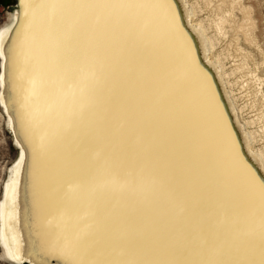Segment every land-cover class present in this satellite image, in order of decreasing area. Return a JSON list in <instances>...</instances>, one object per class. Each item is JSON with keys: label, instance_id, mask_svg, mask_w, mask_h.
<instances>
[{"label": "snow or ice", "instance_id": "obj_1", "mask_svg": "<svg viewBox=\"0 0 264 264\" xmlns=\"http://www.w3.org/2000/svg\"><path fill=\"white\" fill-rule=\"evenodd\" d=\"M25 3V130L61 148L64 264H264V173L218 160L183 100L173 0Z\"/></svg>", "mask_w": 264, "mask_h": 264}, {"label": "bare ground", "instance_id": "obj_2", "mask_svg": "<svg viewBox=\"0 0 264 264\" xmlns=\"http://www.w3.org/2000/svg\"><path fill=\"white\" fill-rule=\"evenodd\" d=\"M21 1L20 7L10 12L9 23L0 30L1 100L21 150V158L9 172L0 202V241L5 255L20 263L64 264L55 239V208L63 182L59 174L61 148L54 145L45 150L38 138L25 130L31 86L25 83L23 65L33 54L34 46L33 51L21 54L29 16V6L25 0ZM202 5H214L215 17L195 23ZM172 10L179 31L168 39L163 54L182 83V98L189 105L210 150L218 160L229 163L237 156L241 160L246 158L264 173V148H254L258 137L248 130L231 95L224 69L229 51L215 54L228 29L239 30L246 41L255 43L251 11L238 0L195 3L173 0ZM236 10L243 14L241 24L235 21ZM242 58L239 71L246 70L250 55L242 54ZM261 120L264 124V113Z\"/></svg>", "mask_w": 264, "mask_h": 264}, {"label": "rangeland", "instance_id": "obj_3", "mask_svg": "<svg viewBox=\"0 0 264 264\" xmlns=\"http://www.w3.org/2000/svg\"><path fill=\"white\" fill-rule=\"evenodd\" d=\"M17 1L18 8L22 4V1ZM197 1L198 0H189L191 3ZM238 1L243 7L251 11L253 23L255 24L253 32L255 43L251 44L246 41L239 30L228 29V34L223 37L216 46L215 54L218 55L223 50L229 51L227 56L228 59L226 58L224 60V69L229 80L231 95L240 112L241 119L247 124L248 130L258 137L253 145L254 148L256 150H261L264 148V124L261 122V117L264 113V0ZM9 2H11V0H0V30L9 23L10 12L15 7L13 6V9H10L8 5L11 3ZM213 6L214 5L207 7L202 5L197 13L198 16L196 15L194 18V22L197 23L208 20L212 18V16L215 17V13L212 9ZM235 14V21L241 24L243 22L242 12L236 10ZM242 54L250 55L245 71L238 70L243 60ZM1 64L2 59L0 56V77L2 72ZM235 75L239 76L236 77ZM1 90L2 87L0 83V202L3 199L4 187L9 172L16 164L17 160L21 158V150L17 146L14 135L10 129L9 117L1 100ZM0 264H31V262L25 261L20 263L8 258L4 253V247L0 241Z\"/></svg>", "mask_w": 264, "mask_h": 264}, {"label": "flooded vegetation", "instance_id": "obj_4", "mask_svg": "<svg viewBox=\"0 0 264 264\" xmlns=\"http://www.w3.org/2000/svg\"><path fill=\"white\" fill-rule=\"evenodd\" d=\"M9 3H11V4H9L8 7H9L10 9H13V6L16 5V0H11V2H9Z\"/></svg>", "mask_w": 264, "mask_h": 264}, {"label": "water", "instance_id": "obj_5", "mask_svg": "<svg viewBox=\"0 0 264 264\" xmlns=\"http://www.w3.org/2000/svg\"><path fill=\"white\" fill-rule=\"evenodd\" d=\"M17 2H18V1L16 0V5H15L14 9H16V8H17V6H18V5H17V4H18ZM14 9H13V10H14ZM185 43H186V42H185Z\"/></svg>", "mask_w": 264, "mask_h": 264}]
</instances>
